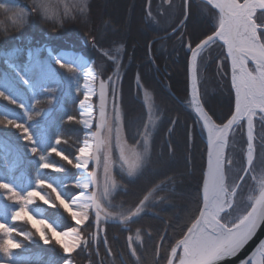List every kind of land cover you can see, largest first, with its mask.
<instances>
[{
  "label": "snow or ice",
  "instance_id": "1",
  "mask_svg": "<svg viewBox=\"0 0 264 264\" xmlns=\"http://www.w3.org/2000/svg\"><path fill=\"white\" fill-rule=\"evenodd\" d=\"M151 3L147 0L146 18L159 24L157 15H163L164 9L161 7L154 15ZM163 3L173 10V15L178 9L179 19L171 32L179 33L189 53L190 89L183 104L192 114L194 126L206 135V167L195 206L186 207L179 234L169 242L165 227L155 237L152 259L154 264H231L264 229V166L257 174V165H264V0H200L196 12L193 5L197 0ZM74 7L87 22L89 0H77ZM0 9L9 11V4L0 3ZM31 11L44 18L55 16L63 27V19L52 11L48 0H34ZM70 11L65 5L64 15ZM19 16L22 20L23 13ZM204 23L208 27L201 30ZM89 40L100 56L111 63V74H106L104 63L97 65L80 55L49 50V59L42 61L40 50H35L29 52V63L15 72V78L27 87L30 96L22 98L12 81L0 78V100L7 102L0 104V126L16 130L19 139L26 142L27 151L36 158L37 166L34 178L23 186L19 177L0 175V197L12 202L0 209V264H23L16 250L25 248V242L35 243L34 237L44 245L59 246L65 254L64 264H74V255L81 252L86 264H105L101 244L106 258L117 264L108 238L110 224L121 226L127 233L126 245L133 264H144L145 239L152 240L154 234L139 221L145 215H158L152 208L167 198L157 193L179 179L166 177L135 203L114 202L124 187L118 174L138 177L150 164L163 113L137 72L142 114L129 134L122 90L124 45L121 43L115 54H110L112 49L101 47L97 35L90 33ZM217 45L224 50L217 68L230 78L234 97L229 112L219 118L207 106L200 77L201 61ZM225 61L228 72L223 71ZM62 81L72 82L74 93L82 98L76 113L66 114L61 128L49 136L41 121L51 109L41 105L56 101V86ZM9 105L21 111L16 112ZM179 120L178 115L170 119L169 135ZM63 124L82 126L83 138L71 145V154L61 148L69 144L61 130ZM238 131L244 137L239 157L231 151ZM188 138L191 141V132ZM168 151L174 155L170 139ZM69 166L78 172L72 180V187L78 190L75 194L68 190ZM58 173L65 176L58 177ZM37 201L49 208H62L74 223L58 231L62 225L56 221L31 214L29 208ZM15 222L29 223L35 231H18ZM165 223L171 226L170 221ZM93 256L97 258L95 262ZM239 264H264V239L259 240L250 255L240 258Z\"/></svg>",
  "mask_w": 264,
  "mask_h": 264
},
{
  "label": "trees",
  "instance_id": "2",
  "mask_svg": "<svg viewBox=\"0 0 264 264\" xmlns=\"http://www.w3.org/2000/svg\"><path fill=\"white\" fill-rule=\"evenodd\" d=\"M48 2L52 11L63 19V27L59 25L55 16L44 18L39 14H33L31 9L34 7V0H0V3H7L10 7L9 11L0 9V78L12 81L19 89L22 98L26 99L31 93L15 78V72L16 69L29 63L30 51L40 50L39 58L47 61L49 48L53 53L60 49L74 48L82 51L97 65L104 63L108 70L106 74H110L111 63L93 48L89 34L97 35L101 47L113 50L121 43L124 45L122 90L129 134L132 133L134 126L139 124V117L142 114L135 79L137 72L143 84L153 93L156 102L160 105L163 118L155 135L150 164L138 177L118 174L117 179L124 187L115 195L114 202L135 203L154 184L169 176L179 177L174 185L166 184L164 189L157 193L167 198L152 208V211L158 215H145L139 221L153 231L154 238L145 239L142 259L144 264H154L152 253L155 237L161 234L165 227H168L169 242L179 234L186 207L195 206L201 174L206 167V135L201 133L198 126H194L193 116L183 104L190 89L189 53L181 42L179 33L171 32L179 19L178 9L177 14L173 15V10L168 8L163 0H152L151 9L154 15H157L161 7L164 9L163 15H157L160 23L155 24L146 18L147 0H89V19L83 22L75 11L77 0H48ZM177 2L178 0H174V3ZM65 5L71 10L69 15H64ZM199 6L200 0H197L193 5V11L196 12ZM20 13H23L22 20ZM73 15H76L75 20L72 19ZM207 27L208 25L204 23L201 25V30ZM191 30L189 25V33ZM149 45H151L150 49ZM223 57L224 50L217 45L205 54L200 64L201 91L208 100L207 106L210 111L218 118L229 112L234 99L230 78L220 74L217 68L219 59ZM53 67L58 66L53 64ZM223 71H229L228 61H225ZM56 88V101L51 105H41L45 109H51L48 116L41 121V127L49 136L61 128L66 114L76 113L78 101L82 98L74 93V85L70 81H62ZM6 103L0 100V104ZM9 108L16 112L21 111L13 105H9ZM177 115L180 120L169 135L167 130L171 126L170 119ZM61 130L69 139V144L61 145V148L66 154H71L73 151L71 145L83 138L82 126L63 124ZM189 132L192 136L191 141L188 138ZM169 139L174 155H170L168 151ZM25 145L26 142L19 139L15 129H5L0 126V175L19 177L21 186L34 178L37 167L36 158L27 151ZM53 158L59 160L54 154ZM55 175L61 178L65 176L64 173ZM77 175V170L69 166L68 190L73 194L78 191L72 187V180ZM5 203L12 202L7 201L6 197H0V209ZM29 211L38 219L56 221L62 225L58 228L59 231L74 223L62 208H49L40 201L31 205ZM166 221H170L171 226L166 225ZM15 226L18 231H35L31 224L26 222H15ZM126 235L121 226L109 225L108 238L113 252L116 253L117 264H121V254L124 264H133L132 258L128 255ZM34 240L35 243L25 242V248L16 250L23 264H64L65 254L59 246L44 245L38 237H34ZM166 247L167 245L165 249ZM101 258L105 259V264H111L106 258L102 244ZM73 259L74 264H86V256L83 252L78 256L74 255ZM96 259L93 256L94 262Z\"/></svg>",
  "mask_w": 264,
  "mask_h": 264
},
{
  "label": "water",
  "instance_id": "3",
  "mask_svg": "<svg viewBox=\"0 0 264 264\" xmlns=\"http://www.w3.org/2000/svg\"><path fill=\"white\" fill-rule=\"evenodd\" d=\"M51 50L50 48L48 49ZM60 52H66V53H70V54H75V55H80L85 57L86 59L92 61L90 58H88L82 51L80 50H76L74 48H68V49H60L58 50L56 53H60ZM264 239V229H262L261 231L258 232L257 237L247 246V248L242 252L241 257L240 258H244L248 255H250L251 251L255 248V245L259 242V240ZM234 259L231 264H239V259Z\"/></svg>",
  "mask_w": 264,
  "mask_h": 264
},
{
  "label": "rangeland",
  "instance_id": "4",
  "mask_svg": "<svg viewBox=\"0 0 264 264\" xmlns=\"http://www.w3.org/2000/svg\"><path fill=\"white\" fill-rule=\"evenodd\" d=\"M110 54H115V49L112 50V52ZM201 73H202V70H201V67H200V77H201ZM111 74V73H110ZM93 102H96L95 101V98H93ZM244 145V137L241 135V133L238 131L237 134H236V137L234 138V140L232 141V149L231 151L235 153V155L237 157H239L240 155V149L243 147ZM264 166V165H261V164H258L257 165V174H259V171H260V168ZM254 183V182H253ZM33 215V214H32ZM59 231V230H58ZM139 250V249H138Z\"/></svg>",
  "mask_w": 264,
  "mask_h": 264
}]
</instances>
